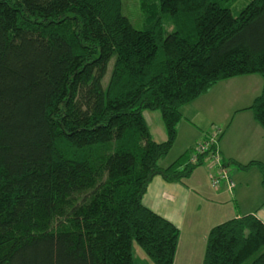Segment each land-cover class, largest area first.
Listing matches in <instances>:
<instances>
[{"label": "trees", "instance_id": "1", "mask_svg": "<svg viewBox=\"0 0 264 264\" xmlns=\"http://www.w3.org/2000/svg\"><path fill=\"white\" fill-rule=\"evenodd\" d=\"M139 2L137 29L122 0H0V264H133V242L172 264L178 229L142 204L147 184L183 183L208 152L224 165L212 134L159 165L181 106L256 73L246 108L264 133V0ZM200 264H264V223L213 225Z\"/></svg>", "mask_w": 264, "mask_h": 264}, {"label": "crops", "instance_id": "2", "mask_svg": "<svg viewBox=\"0 0 264 264\" xmlns=\"http://www.w3.org/2000/svg\"><path fill=\"white\" fill-rule=\"evenodd\" d=\"M198 97L181 106L182 117L176 125L175 139L171 148L176 147V151L170 158L168 155L171 150L160 159V166L165 167L186 148L204 138L207 129L196 108L199 103ZM194 102L196 103L193 104ZM198 107L201 109L199 105ZM208 110L211 115L212 110ZM201 111L204 110L201 109ZM161 126V129H156L154 136L150 130L154 141L159 142L165 139L162 122ZM249 126L253 137L241 134L239 131L238 138L232 139L237 134L229 138L224 135L228 129L226 127L219 138L217 148L221 161L227 167L229 180H220L217 188L210 186L209 182L208 172L215 171L212 167L213 170L207 169V172L202 168L192 169L188 175L189 183L165 181L159 176H154L147 184L146 191L142 196V204L167 219L178 229L172 264L201 263L205 237L209 228L227 218L252 213L264 223V191L260 185V169L264 170V133L263 130L260 131L257 128L255 134L253 124H249ZM230 131L231 129L228 130V133ZM239 143L241 150H229V147L237 146ZM250 161H259L261 166L250 165L245 169L238 167V164H246ZM192 175L195 178H191ZM202 188L205 189L204 192L201 190ZM138 256L141 259L137 258ZM132 257L133 264H151L149 258L137 248L132 249ZM136 260H140V263H137Z\"/></svg>", "mask_w": 264, "mask_h": 264}, {"label": "rangeland", "instance_id": "3", "mask_svg": "<svg viewBox=\"0 0 264 264\" xmlns=\"http://www.w3.org/2000/svg\"><path fill=\"white\" fill-rule=\"evenodd\" d=\"M246 1L247 0H243V4ZM122 3H123L122 13L128 18L132 26L137 29L142 28L139 0H122ZM108 69H110V64L108 66ZM261 85H262V79L258 74L256 73L245 74V75L234 76L221 80L217 82L214 86H212V88L209 89L206 93L199 95L200 97H198L199 100L198 105L204 111H201L198 105H196V108L199 110V117L202 118L203 125L204 124L206 125V129H207L206 134H212L214 136H217L216 143H218V140L223 134L226 127H228V129L224 135H226L227 137L231 138L237 134L232 139L238 138L239 131L241 132V134L244 133L249 135L250 137H253V133L250 128L251 125L249 126V124H253L255 134L257 133V128L258 130L261 131L262 128L253 118L251 109L246 108L248 105L251 104L253 98L259 94ZM195 103L196 102H194L193 104ZM208 109L212 110L211 115L209 114ZM143 112L146 118V122L152 132V135L154 136L156 133V129L162 128L161 126L162 121L160 114L158 111H143ZM230 129L231 131L228 133V130ZM171 148H170L171 151L169 150L171 153H169L168 151L169 153L168 158H170V156L176 151L175 150L176 147H174L173 149ZM230 149H236L235 151L241 150L240 143L237 146L235 145L233 147H229V150ZM207 162H204L202 165L194 167L193 169L202 168L205 169L206 172L207 169L213 170L210 167V165L207 164ZM223 168L227 174L226 181H228L229 179H228L227 167L223 165ZM215 173L216 170L215 171L213 170L212 173L208 172V175ZM208 175H207V179H208ZM191 178H195V177L192 175ZM184 181L189 183L190 180L188 176L185 177ZM201 190L205 191V189L203 188ZM133 248L135 249L137 248L140 252H142L138 248V245L134 242H133ZM133 256H135V253H133ZM137 258L141 259L140 256H138ZM136 261L137 263H140V260H136ZM183 263L184 262H182V264ZM198 264L200 263L198 262Z\"/></svg>", "mask_w": 264, "mask_h": 264}, {"label": "built area", "instance_id": "4", "mask_svg": "<svg viewBox=\"0 0 264 264\" xmlns=\"http://www.w3.org/2000/svg\"><path fill=\"white\" fill-rule=\"evenodd\" d=\"M212 137L209 138V140L205 142H201L197 145L196 152H203L208 150L209 143L212 142ZM207 164L210 165V167L214 168L216 170L215 174L210 175V183L212 187H216L220 180H226L227 174L220 163V159L218 158L217 154L215 152H208V158H207Z\"/></svg>", "mask_w": 264, "mask_h": 264}]
</instances>
